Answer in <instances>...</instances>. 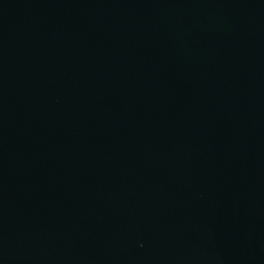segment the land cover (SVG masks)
Segmentation results:
<instances>
[{"label":"water","instance_id":"95a60500","mask_svg":"<svg viewBox=\"0 0 264 264\" xmlns=\"http://www.w3.org/2000/svg\"><path fill=\"white\" fill-rule=\"evenodd\" d=\"M0 264H264V0H0Z\"/></svg>","mask_w":264,"mask_h":264}]
</instances>
